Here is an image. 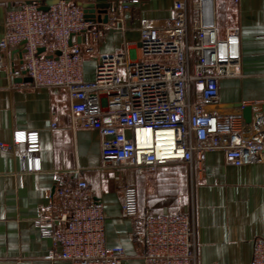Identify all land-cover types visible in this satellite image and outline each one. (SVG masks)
<instances>
[{"label": "built area", "instance_id": "obj_1", "mask_svg": "<svg viewBox=\"0 0 264 264\" xmlns=\"http://www.w3.org/2000/svg\"><path fill=\"white\" fill-rule=\"evenodd\" d=\"M90 26L82 8L68 0H57L46 10L25 3L4 16L0 54L20 52L21 69L10 76L21 72L28 86L67 94L73 127L98 133L103 169H132L141 176L180 163L192 177L203 170L210 152H221L226 164L237 167L264 161V113L246 124L244 105L227 113L204 109L218 98V80L240 77L239 28L218 35L213 0H174L168 19H141L139 57H131L123 46L101 56L94 79L84 81V52L71 38H86ZM0 149L19 157L21 172L40 171L37 131H14ZM55 179L47 205L34 219L40 238L50 242L46 259L122 264L125 252L106 246L103 205L79 171L55 172ZM120 194L121 215L140 216L136 187L124 185ZM143 217V264H198L192 208ZM250 264H264V239L254 241Z\"/></svg>", "mask_w": 264, "mask_h": 264}, {"label": "crops", "instance_id": "obj_2", "mask_svg": "<svg viewBox=\"0 0 264 264\" xmlns=\"http://www.w3.org/2000/svg\"><path fill=\"white\" fill-rule=\"evenodd\" d=\"M56 1L0 0V37L6 12L25 3L47 8ZM68 1L108 5L106 23L97 21L95 13L86 38H71L84 52L82 78L92 81L101 56L119 52L125 46L131 57L138 58L139 21L168 19L174 0ZM213 10L220 37L229 28H239L240 77L218 80V98L204 109L227 113L236 111L241 104L251 108L253 121L264 113V0H213ZM112 16L118 20H112ZM0 57V143H9L14 131H37L40 142V171L34 173L21 172L19 157L0 149V264H69L46 259L50 242L40 238L34 219L47 205L46 194L56 182L55 172L74 170L79 171L92 195L103 205L106 246L123 248L122 264H143L140 236L143 216L150 213L143 191L153 190L161 183L163 167L141 176L132 169H103L98 133L73 127L67 94L59 89L28 86L29 80L21 72L10 76L12 70L21 69L18 50ZM178 164L167 167L182 165L181 184L190 196L188 205L177 210H193L198 264H250L254 241L264 239V161L237 167L226 164L221 152H210L203 170L192 177L185 165ZM167 180L170 185L174 183ZM127 184L139 191L141 215L136 218L121 215L120 193ZM169 208L150 207L151 213H166L172 209Z\"/></svg>", "mask_w": 264, "mask_h": 264}, {"label": "rangeland", "instance_id": "obj_3", "mask_svg": "<svg viewBox=\"0 0 264 264\" xmlns=\"http://www.w3.org/2000/svg\"><path fill=\"white\" fill-rule=\"evenodd\" d=\"M179 164H176V166ZM167 167V165L162 166V181L160 184H157L156 187L153 190H150L148 192L143 191V197L148 199L149 206H168V208H172L168 210L169 213H181L177 209H181L183 206L188 205L189 202V192H186V189H184V186L181 184L182 181V172L180 167ZM174 180L173 184H169L167 179ZM177 182V183H175ZM137 188V187H136ZM138 191V189H137ZM138 198L139 191H138ZM150 207L147 209L152 211ZM166 212V213H168Z\"/></svg>", "mask_w": 264, "mask_h": 264}, {"label": "water", "instance_id": "obj_4", "mask_svg": "<svg viewBox=\"0 0 264 264\" xmlns=\"http://www.w3.org/2000/svg\"><path fill=\"white\" fill-rule=\"evenodd\" d=\"M54 4V3H53ZM52 5V4H51ZM78 5L82 8L84 18L86 21H94L95 13H97V21H101L102 23L107 22L106 9L108 5L103 4H86V3H78ZM50 6V5H49ZM48 6V7H49ZM47 8H42V10H46ZM103 14V18H100V15ZM79 38V37H78ZM43 49H38V52H42ZM237 108L241 107V104L236 106ZM242 116L246 124L251 122V108L249 106H244L241 108Z\"/></svg>", "mask_w": 264, "mask_h": 264}]
</instances>
